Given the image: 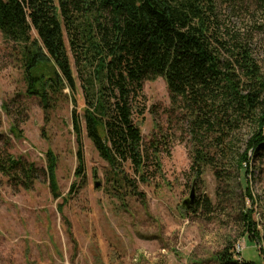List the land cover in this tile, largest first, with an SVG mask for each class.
<instances>
[{
  "label": "rangeland",
  "instance_id": "374dc122",
  "mask_svg": "<svg viewBox=\"0 0 264 264\" xmlns=\"http://www.w3.org/2000/svg\"><path fill=\"white\" fill-rule=\"evenodd\" d=\"M217 15L250 48L264 78V0H223ZM224 57L232 59L226 52ZM143 93L145 114L136 120L145 148L159 156V172L150 162L147 181H139L135 191L120 186L84 131L86 177L81 181L75 174L71 98L62 96L46 109L37 96H29L17 49L0 31V152L6 149L37 167L31 188L20 175L0 170V264H224L220 256L230 244L241 246L248 261L264 264L242 217L245 208L252 214L264 210V153L253 156L248 177L236 160L252 136L250 127L237 135L231 162L220 159L218 149H207L213 163L203 165L196 181L195 141L186 112L172 106L162 76L146 80ZM77 101L82 113L81 90ZM13 124L19 125V137L11 132ZM49 150L57 158L58 198L44 171ZM126 171L132 174L129 165ZM74 182L82 186L70 196ZM193 188L200 203L189 210L183 203ZM258 232L264 249V227Z\"/></svg>",
  "mask_w": 264,
  "mask_h": 264
},
{
  "label": "trees",
  "instance_id": "16d2710c",
  "mask_svg": "<svg viewBox=\"0 0 264 264\" xmlns=\"http://www.w3.org/2000/svg\"><path fill=\"white\" fill-rule=\"evenodd\" d=\"M220 1L0 0V31L17 49L27 94L37 96L46 109L62 96L73 102L79 180L86 177L84 131L120 186L128 184L135 191L139 181H147L150 162L159 172V156L145 148L136 116L145 114V81L161 76L172 106L189 118L195 141L194 179H201L204 164L213 163L206 151L211 147L219 150L220 159L231 162L236 137L247 126L252 136L236 160L248 177L253 156L264 153V78L247 44L220 22ZM225 52L232 59L225 58ZM79 90L82 113L77 107ZM11 132L19 137V125L13 124ZM36 168L6 149L0 152V170L20 175L27 188L34 184ZM56 168L57 158L49 150L44 171L58 198L62 194ZM217 176L222 180L223 173ZM81 186L74 182L69 195ZM193 203L189 210H196L200 201ZM62 208L59 204V211ZM252 215L248 208L242 211L248 238L260 244ZM259 251L264 256V249ZM237 254L241 253L230 244L220 260L260 264L242 254L238 262Z\"/></svg>",
  "mask_w": 264,
  "mask_h": 264
},
{
  "label": "built area",
  "instance_id": "2783aa9c",
  "mask_svg": "<svg viewBox=\"0 0 264 264\" xmlns=\"http://www.w3.org/2000/svg\"><path fill=\"white\" fill-rule=\"evenodd\" d=\"M253 215H254L253 220L255 221V225L260 230L261 228L264 227V210H261L260 212H255ZM259 247L263 248L261 241H260ZM236 250L238 253L242 254L241 246L240 248H236ZM241 254H237L236 257H242Z\"/></svg>",
  "mask_w": 264,
  "mask_h": 264
},
{
  "label": "water",
  "instance_id": "95a60500",
  "mask_svg": "<svg viewBox=\"0 0 264 264\" xmlns=\"http://www.w3.org/2000/svg\"><path fill=\"white\" fill-rule=\"evenodd\" d=\"M195 199H196V196H195V189L193 188V189L191 190L190 198H189L188 200H185L183 204H184L185 206H189V203H190V202L193 203V202L195 201Z\"/></svg>",
  "mask_w": 264,
  "mask_h": 264
},
{
  "label": "bare ground",
  "instance_id": "6f19581e",
  "mask_svg": "<svg viewBox=\"0 0 264 264\" xmlns=\"http://www.w3.org/2000/svg\"><path fill=\"white\" fill-rule=\"evenodd\" d=\"M238 244H239V243H238ZM236 248H240V247L236 246ZM235 257H236V256H235ZM236 259L242 262V257H239V258L236 257Z\"/></svg>",
  "mask_w": 264,
  "mask_h": 264
}]
</instances>
